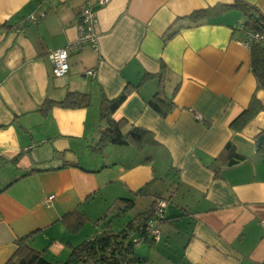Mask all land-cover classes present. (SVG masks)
<instances>
[{"label": "crops", "instance_id": "obj_1", "mask_svg": "<svg viewBox=\"0 0 264 264\" xmlns=\"http://www.w3.org/2000/svg\"><path fill=\"white\" fill-rule=\"evenodd\" d=\"M234 1L0 0V264L17 237L36 229L29 246L64 261L72 246L94 235L78 240L80 229L70 231L64 214L77 209L89 219L90 210L80 207L91 199L96 208L107 207L101 195L111 184L128 197L151 182L149 206L154 195L162 197L153 184L169 173L178 183L171 192L184 193L179 211L165 217L181 216L161 223L157 242L174 235L164 224L188 220L176 235L181 256L172 264H264V149L257 146L264 90L256 88L243 45L245 11L231 7ZM237 1L264 17V0ZM88 2L96 10L97 47L69 51L68 71L55 77L47 53L76 38L79 11ZM126 86L130 93L112 117L126 123L123 131L144 127L155 143L141 150L111 144V159L106 151L113 147L94 146L100 101ZM69 91L88 93L89 104L38 109ZM156 93L173 103L165 116L149 104ZM246 108L253 117L233 130L230 122ZM228 142L242 161L216 160ZM88 149L105 151L104 157L82 164ZM49 194L54 199L46 204Z\"/></svg>", "mask_w": 264, "mask_h": 264}, {"label": "trees", "instance_id": "obj_2", "mask_svg": "<svg viewBox=\"0 0 264 264\" xmlns=\"http://www.w3.org/2000/svg\"><path fill=\"white\" fill-rule=\"evenodd\" d=\"M231 7L245 11L246 20L244 26L253 31H264V17L255 11H251L244 3L234 1ZM196 11L192 16L199 14ZM250 51V67L256 79V88L264 90V44H252ZM130 93V89L126 86L122 92L113 99L101 98L99 111V135L95 149L102 151L108 145H125L132 146L137 150H141L146 146L155 143L153 135L150 131L141 126L131 125L126 131H123L126 123L123 120H116L112 117V113L121 104V102ZM54 104L62 107H82L89 104V94L79 91H69L60 101L46 98L39 106V110L48 111ZM150 106L165 116L173 108L171 99L165 98L163 95L156 93L149 100ZM254 112L251 109H244L237 117L230 122L233 130H240L253 117ZM260 148L264 149V143ZM244 159V156L235 151L232 144L226 143L222 152L216 157L220 164L232 165ZM151 182H147L133 192L134 195L146 196L150 195ZM151 204L143 211L136 213L122 228L115 231L109 221L110 216H121L134 207V200L131 197H117L102 212V214L93 221V225L98 226L97 231L79 244L72 246L68 257L64 261H52L44 257L42 251L31 248L28 244L34 233L38 230L30 231L15 239L16 248L12 255L4 262V264H132L141 261L140 257L134 253V241L140 239L142 242L152 244L154 241L146 231V226L150 219L155 215L154 204L158 195ZM166 199V198H164ZM167 200V199H166ZM168 204H169V200ZM168 204L166 208L168 207ZM166 208L161 223L167 219L176 218L180 215L165 217ZM70 217V218H69ZM62 220L67 221L68 229L72 232L88 219L82 211L73 209L64 214ZM70 223H69V222Z\"/></svg>", "mask_w": 264, "mask_h": 264}, {"label": "rangeland", "instance_id": "obj_3", "mask_svg": "<svg viewBox=\"0 0 264 264\" xmlns=\"http://www.w3.org/2000/svg\"><path fill=\"white\" fill-rule=\"evenodd\" d=\"M109 147L111 151H106V153H110V158L112 159L113 156H115V150L114 146L110 145ZM103 151L101 154H98L97 152H91V149L86 150V159H81L82 164H86L88 161H92L91 157H99L103 158L102 154L104 155ZM95 159V158H94ZM84 166V165H83ZM94 166V165H93ZM100 166V165H99ZM103 177V176H101ZM117 186L108 185L105 190L102 191V199L103 200H108L109 205L114 201V198L117 194L121 192L118 186V184H115ZM174 185L175 187L178 185L177 183V177L173 173H169L168 175H159L157 180L152 186V191H156L159 193L162 197L166 198L169 200L168 207L166 208V213H172V212H178L179 210L177 209V202L181 201V195L183 190L179 188L178 192L172 193L171 191L174 190ZM172 193V194H170ZM119 196V195H117ZM120 197V196H119ZM131 197L134 200V207L130 209L128 212H126L124 215L121 216H110L109 221L112 226V228L115 231H118L120 228H122L136 213L143 211L145 208L148 207V204L151 201L150 196H144V197H137L133 195H128V198ZM126 198V197H125ZM95 199H100V195L98 194ZM92 199L88 200L86 204H84L80 209L84 210H90L91 214L89 215V219L84 222L80 227H79V237L78 240H82L84 234H88L91 236V234H94L97 231L98 226L93 225V221L96 220L97 217H99L102 212L106 209V207H97L95 205H92ZM90 204V206H89ZM106 206V205H105ZM96 214V215H94ZM187 219L186 216H182L178 218V220L175 222L176 226H172L171 223L164 224V226L169 227L171 226V229L174 232V235L168 239L167 242L165 243L164 240L162 239L161 242H153L152 244H148L146 242H137L134 244V252L136 256L140 257V259H143V261L135 262L132 264H172L173 260L176 261L177 258L181 256V245H182V236L177 237L176 235L180 234V230H183L184 227L187 225ZM166 223V222H165Z\"/></svg>", "mask_w": 264, "mask_h": 264}, {"label": "built area", "instance_id": "obj_4", "mask_svg": "<svg viewBox=\"0 0 264 264\" xmlns=\"http://www.w3.org/2000/svg\"><path fill=\"white\" fill-rule=\"evenodd\" d=\"M108 0H98L100 5H104ZM42 16L43 13H40ZM27 20L34 21L35 16L30 15L27 17ZM97 22L96 10L93 4L84 3L79 11V21L77 24V35L76 38L70 42L66 47H60L48 51L47 57L52 63V74L55 77L63 76L69 69L68 63V54L69 51L80 50L83 46L89 45L92 48H96L98 44V35L95 31V26ZM239 28H245L243 25ZM246 30V40L243 42V45L247 48H250L252 44H264V31H253L250 29ZM87 74L93 75V70H87ZM196 119H201L198 113L195 114ZM54 199V194H49L44 198L46 204L51 203ZM168 204V201L164 198H158L154 204L155 215L152 219L149 220L146 231L152 237L154 242H157L160 238V219L163 217L165 208ZM137 242H142L140 239L134 241V244ZM109 264V263H103Z\"/></svg>", "mask_w": 264, "mask_h": 264}, {"label": "water", "instance_id": "obj_5", "mask_svg": "<svg viewBox=\"0 0 264 264\" xmlns=\"http://www.w3.org/2000/svg\"><path fill=\"white\" fill-rule=\"evenodd\" d=\"M262 140H264V135H260V136L257 138V146H260V145H261Z\"/></svg>", "mask_w": 264, "mask_h": 264}]
</instances>
